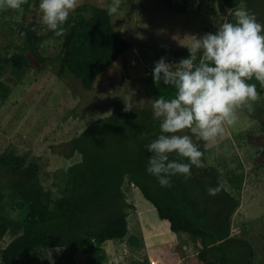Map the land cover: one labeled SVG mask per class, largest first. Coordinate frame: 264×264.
Wrapping results in <instances>:
<instances>
[{"label":"rangeland","instance_id":"rangeland-1","mask_svg":"<svg viewBox=\"0 0 264 264\" xmlns=\"http://www.w3.org/2000/svg\"><path fill=\"white\" fill-rule=\"evenodd\" d=\"M218 1L122 0L111 20L132 46L96 77L91 89H86L64 66L60 57L61 38L44 39L39 46L44 61L36 62L38 67L27 69L16 82L6 80L10 92L6 101L0 102V153L12 150L28 159L39 157L42 169L48 173L44 184L56 191L51 184L54 172L65 170L80 159V154L65 158L52 151L51 145L63 151L66 140L104 118L90 131L92 150L101 160L109 159L113 167L130 165L138 170L146 169L150 153L144 146L159 134L160 122L152 119L151 102L156 98L140 92L142 77L159 53L169 63L176 64L172 50L188 49L184 44L191 43L189 36L215 32L219 23L232 21L229 9L227 15L219 13ZM39 2L27 0L19 10L0 12V57L9 56L17 45L24 46L14 31L20 24L23 28L29 23L33 28L45 27ZM110 3L111 0H80V5L87 6L106 7ZM238 7L245 8L264 24V0L243 1ZM6 71L10 72V68ZM0 79L5 80V76ZM250 83H256L257 91H262H258L260 99L254 104L255 111L238 110L236 125L225 126V133L215 142L216 146L207 147L203 142L199 145L204 152L207 174L193 167L191 179L185 181L182 176H173L171 180L196 197L200 207L211 214L218 209L219 197L208 195L207 184L211 178H218L238 201L231 214V235L246 239L254 257L264 264V146H261L264 144V88L255 80ZM130 89H135L133 104L140 113L137 119L124 124L120 117L123 97ZM137 130L142 132L140 138L134 136ZM127 175L130 173L124 174L126 178ZM122 190L126 201L133 204L128 210V232L123 239L103 243L107 252L103 264H130L132 260L139 264H171L173 258H179L176 264H203L196 258L198 243L195 245L181 235L177 251L168 247L169 241L179 234L165 232L168 221L160 219L150 203L145 208V199L134 185L124 180ZM133 235L143 247L131 245L129 238ZM10 238V233L5 234L0 247ZM172 252L177 255L172 256ZM60 254L61 249H47L45 258H38L32 264H53ZM84 259L81 253L77 254V264H84Z\"/></svg>","mask_w":264,"mask_h":264},{"label":"trees","instance_id":"trees-1","mask_svg":"<svg viewBox=\"0 0 264 264\" xmlns=\"http://www.w3.org/2000/svg\"><path fill=\"white\" fill-rule=\"evenodd\" d=\"M243 1L247 2L219 0L218 11L227 15L228 9H235ZM64 27L66 34L62 37H56L46 26L33 28L30 23L25 28L20 24L19 29L14 30L24 46L17 45L9 56L0 57V76H5V80L0 79L1 103L10 92L6 80L16 82L27 69L36 66V62L44 61L39 50L44 39L61 38L63 64L86 89H91L96 77L132 46V42L114 28L106 7L80 5L70 14ZM172 53L176 62L189 56L188 49L176 48ZM161 57L159 53L156 61ZM8 67L10 72L6 71ZM153 67L154 64L142 77L140 92L152 98L160 95L171 98L175 91L171 86L163 82L158 87L154 84ZM139 113L134 108L122 111L120 117L127 124L137 119ZM103 119L92 122L81 133L66 140L62 144L63 151L51 145L52 151L65 158L80 154L78 161L54 172L51 184L56 191L44 184L48 173L42 169L39 157L28 159L12 150L0 153V240L7 233L11 235L8 243L0 247V264H32L38 258H45L43 254L47 249H61L53 264H77L79 253L85 256L84 264H103L107 259L103 243L123 239L128 232V210L133 204L125 199L124 180L140 191L160 219L168 221L172 232L199 244L196 258L203 264H262L254 257L246 239L231 235V214L238 201L228 190L222 187L218 209L210 214L200 207L196 197L179 188V184L161 187L145 168L113 167L109 159L101 160L92 150L90 131ZM139 131L134 135L136 138L142 134ZM197 170L206 172V168ZM127 172L130 173L128 178L124 176ZM218 184H221L218 178H211L207 185ZM129 241L136 247L141 245L135 235L130 236ZM130 264L139 263L132 260Z\"/></svg>","mask_w":264,"mask_h":264},{"label":"clouds","instance_id":"clouds-1","mask_svg":"<svg viewBox=\"0 0 264 264\" xmlns=\"http://www.w3.org/2000/svg\"><path fill=\"white\" fill-rule=\"evenodd\" d=\"M26 3L0 0V12L19 10ZM121 3L111 0L106 6L108 15H115ZM79 6L80 0H40L41 22L62 37L70 14ZM228 14L232 21L219 23L215 32L189 36L191 43L184 44L187 58L172 64L161 57L154 63V84L158 87L163 82L175 90L171 98L160 95L152 100V119L160 122L159 134L144 146L150 153L146 173L161 187H171L173 176L191 179L193 167L205 168L200 143L216 146L225 126L236 125L238 110L252 113L260 99L257 84L250 81L264 88V24L243 7L229 9ZM135 94L130 89L123 97L124 112L134 109ZM222 187L209 186L207 193L216 196Z\"/></svg>","mask_w":264,"mask_h":264},{"label":"crops","instance_id":"crops-1","mask_svg":"<svg viewBox=\"0 0 264 264\" xmlns=\"http://www.w3.org/2000/svg\"><path fill=\"white\" fill-rule=\"evenodd\" d=\"M144 199H145V198H144ZM143 202H144V201H143ZM146 203H150V202L147 201V200L145 199V202H144L143 204L146 206L145 208L148 209L149 207H148V204H146ZM150 205H151V204H150ZM141 212H143V211L141 210ZM156 213H157V212H156ZM168 224H169V223H168ZM169 231L172 232V231L170 230L169 227L166 228L165 232L168 233ZM179 236H181V235H178V236L174 237L172 241H169V243H168V247L171 246L172 249H175V250H176V246H177V243H178ZM142 239H143V238H142ZM141 245H142V243H141ZM141 245H140V246H141ZM142 247H143V245H142ZM176 251H177V250H176ZM176 251H175V252H176ZM172 253H173V252H172ZM170 254H171V253H170ZM170 254H169V255H170ZM176 255H177V253H175V254L173 253V254H172V256H176ZM178 259H179V258H173V263H171V264H176V263L178 262ZM150 260L154 261V260H156V259H155V258H150ZM161 262L167 263V261H161Z\"/></svg>","mask_w":264,"mask_h":264},{"label":"water","instance_id":"water-1","mask_svg":"<svg viewBox=\"0 0 264 264\" xmlns=\"http://www.w3.org/2000/svg\"><path fill=\"white\" fill-rule=\"evenodd\" d=\"M127 176H129V175H127Z\"/></svg>","mask_w":264,"mask_h":264},{"label":"built area","instance_id":"built-area-1","mask_svg":"<svg viewBox=\"0 0 264 264\" xmlns=\"http://www.w3.org/2000/svg\"><path fill=\"white\" fill-rule=\"evenodd\" d=\"M152 262V261H151Z\"/></svg>","mask_w":264,"mask_h":264}]
</instances>
